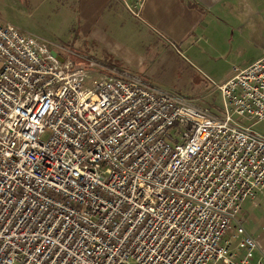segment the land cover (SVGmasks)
<instances>
[{"label":"built area","instance_id":"built-area-1","mask_svg":"<svg viewBox=\"0 0 264 264\" xmlns=\"http://www.w3.org/2000/svg\"><path fill=\"white\" fill-rule=\"evenodd\" d=\"M50 52L0 20V264H251L228 232L264 190V55L216 86L217 117Z\"/></svg>","mask_w":264,"mask_h":264},{"label":"crops","instance_id":"crops-1","mask_svg":"<svg viewBox=\"0 0 264 264\" xmlns=\"http://www.w3.org/2000/svg\"><path fill=\"white\" fill-rule=\"evenodd\" d=\"M0 7L27 16L54 13L63 26L75 21L79 33L106 53L111 69L130 77L138 70L158 90L147 82L155 81V68L196 74L186 57L222 84L232 71L216 76L218 64L244 68L264 55V0H146L140 19L130 16L122 0H0ZM258 133L264 136V125ZM234 231L256 242L251 264L261 258L264 263V190L244 202L228 234Z\"/></svg>","mask_w":264,"mask_h":264},{"label":"rangeland","instance_id":"rangeland-1","mask_svg":"<svg viewBox=\"0 0 264 264\" xmlns=\"http://www.w3.org/2000/svg\"><path fill=\"white\" fill-rule=\"evenodd\" d=\"M0 20L6 21V23L13 25L25 34H30L35 37L40 43L47 45L50 51L57 52L61 55L63 59L72 58L75 59L79 64L88 65V62L93 60L100 62V65H106L111 63V61L106 57V53L101 50V47L97 44L91 42L86 37L79 33V28L72 21L69 26H63L62 22L57 18L49 16H39L37 13L29 14L23 11H13L10 8L0 7ZM78 28V29H77ZM104 45V44H103ZM176 48L179 51H183L181 48ZM176 49V50H177ZM189 60L192 69L195 71V75L189 77L184 71L179 68L176 70H171L169 72H164L160 69L155 68L153 73V78L155 81H147L149 84H153L155 87L163 90L167 93L175 95L179 99H182L194 106L205 110L206 112L217 116L223 117L224 112L221 105L220 94L216 89L219 85L214 77H209L208 75H202L199 71L202 66L198 63H194V59L191 57H186ZM191 61V62H190ZM109 68H112L108 66ZM145 67V66H144ZM235 66H225L217 65L218 74L226 72ZM196 70L200 73L198 74ZM203 70V69H202ZM132 76L138 77L141 80H145L143 73L136 71H130ZM237 120V118H235ZM242 125H245L244 121H240ZM248 125V124H247ZM264 121L257 123L253 126V130L258 133L260 131ZM47 135L43 137L46 139Z\"/></svg>","mask_w":264,"mask_h":264},{"label":"water","instance_id":"water-1","mask_svg":"<svg viewBox=\"0 0 264 264\" xmlns=\"http://www.w3.org/2000/svg\"><path fill=\"white\" fill-rule=\"evenodd\" d=\"M51 57H53L54 59H56L57 61H59L60 63L63 62V58L61 56H59L56 52L51 51L50 52Z\"/></svg>","mask_w":264,"mask_h":264}]
</instances>
